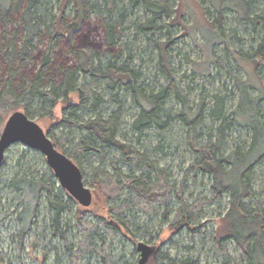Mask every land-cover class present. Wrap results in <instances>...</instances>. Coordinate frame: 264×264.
<instances>
[{
  "label": "trees",
  "instance_id": "obj_1",
  "mask_svg": "<svg viewBox=\"0 0 264 264\" xmlns=\"http://www.w3.org/2000/svg\"><path fill=\"white\" fill-rule=\"evenodd\" d=\"M14 1L0 0V19L7 25L2 33L6 38L4 41L0 39L7 69L6 80L0 82V130L2 114L18 106H22L31 117L36 111L32 105L37 101V111L44 118L52 115V110L48 111L46 106L53 109L62 102L66 117L61 123L51 125L47 133L57 148L82 168V172V165L90 162L92 156H99L102 162L108 157L117 158L131 167L127 172L116 164L113 165L114 172L96 170L92 183L106 195L112 222L81 205L77 207L74 221L67 219L65 213L75 199L70 194L65 199L66 192L56 187L51 168L52 176L48 179L27 173L13 177L8 187L21 192V210L15 208L20 227L13 236L18 246L24 249V239L31 235L33 247L42 249V264H49V261L50 264H118L113 240L119 231L130 230L126 212H143L152 216L163 210V220H171V228L183 227L195 234L203 230L201 219L205 205L227 198L223 225L214 238L215 248L228 254V245L234 242L236 256H229L226 261L264 264V194L255 188L257 167L264 162V116L261 108L264 93L259 91L252 95L248 80L237 79L239 101L232 117L233 121L250 130L251 141L246 147L228 150L225 133L232 126L228 124L226 96L216 93L213 105L203 102L196 110L189 106L175 78L170 58L174 40L169 35L165 40L155 39V34L168 24L166 19L173 24L181 14L177 16L178 10H172L171 4L165 0H80L83 24L79 33L87 32L85 24L95 11L102 25V39L92 41L77 33L76 42L67 50H61L69 27L64 13L71 0H58V13L47 0H18L16 4ZM22 3L21 30H10L12 10L15 7L19 11ZM210 3L217 11V18L210 24L220 27L217 31L212 29L214 32L203 28L206 42L210 45L217 43L216 35L226 13H234L253 25L251 31L257 35L256 44L251 47L246 60L253 64L260 79L264 73L262 0H210ZM136 10H142L144 18L134 22L137 34L134 35V44H130L124 41L123 35L128 29L129 18L136 14ZM173 13H176L174 17ZM205 14L209 17L212 12L206 9ZM43 38L47 43L42 49L37 42ZM144 39L154 42L155 71L164 79L156 87L144 84L145 75L135 64L136 42ZM30 62L35 66L28 73L25 68ZM73 93L78 94L79 104L71 99ZM128 99L138 109L131 129L138 134L139 140L145 131L152 128L163 131L176 122L182 123L188 143L196 151V158L188 166L186 174L196 172L212 179L210 197L186 200L183 192L185 180L178 189L177 184L169 180L171 175L168 171L151 157L148 150L118 137ZM172 101H178L181 108L175 109ZM106 104H112L108 113L101 110ZM207 119L213 124L221 122L216 128L217 139L197 145L202 139L200 129ZM70 127L80 130L76 140L70 139L72 133H66ZM160 149L163 150L162 147ZM83 174L85 177V172ZM44 200L49 217L43 229L39 230L34 219L39 203ZM197 223L200 226L195 227ZM191 227H195L194 230H190ZM73 231L79 233L75 242L71 239ZM161 258L167 264L197 263L190 256L185 260L169 255H161Z\"/></svg>",
  "mask_w": 264,
  "mask_h": 264
},
{
  "label": "rangeland",
  "instance_id": "obj_2",
  "mask_svg": "<svg viewBox=\"0 0 264 264\" xmlns=\"http://www.w3.org/2000/svg\"><path fill=\"white\" fill-rule=\"evenodd\" d=\"M17 1L15 0L14 3L16 4ZM47 1L51 2L50 6L54 9V12L58 13V0ZM165 1L171 4L172 10H178L177 16L181 14L173 24L168 22L170 19H166L165 22L168 24L163 31L155 34V39L161 38V40H165L169 35L174 40L170 58L172 59L175 78L179 83L182 94L187 97L189 106L195 110L203 102L208 106L213 105L214 94H224L227 98L225 105L227 107L228 124L232 126L225 133L226 140L224 141H226L227 148L231 150L237 146H248L251 141L250 130L233 121L232 112L239 101L237 79L248 80L251 84V91L249 92L252 95L255 96L259 91L264 93V73H261V78L258 79L253 64L246 60L247 54H250L251 47L256 44L254 42L257 35L251 31L254 28L253 25L247 23L234 13H226L224 19H222L223 21H221L219 34L217 33L216 35L218 37L216 38L217 43L210 45V43L206 42V38L203 35L205 33L203 28H206L205 31L210 29L217 31V28L220 27V25L213 27L210 24V21H214L217 18V11L211 7L210 0ZM262 3L260 7L264 9V0H262ZM23 7L24 4L22 3L19 11H16L15 7L13 8L14 11L12 10L11 15L13 20L8 25L10 30H21L20 19ZM206 9L212 12L211 16H206ZM82 12V1H69L64 13L68 21L67 26L69 27L62 41L61 50H67L71 44L76 42L75 37L77 33L81 36H87L92 41H100L102 39V25H100L98 13H95V11L90 14V20L85 24L87 32L79 33L82 27L81 24H83ZM175 15L176 13H173V17ZM139 18H144L142 10H136V14H133L129 18L128 25L126 26L128 29L125 30V35H123L125 42L134 44V35L137 33L133 25L136 20L139 21ZM6 26L5 22L0 19V39L3 41L6 37L2 33L6 31ZM213 30L212 32H214ZM21 39L22 36L20 35L19 43ZM150 42H147L145 39L137 41V47H135L136 49L133 54L135 55V64L141 67V71L145 75L144 78L146 80H142L145 82L144 84L156 87L164 82V79L158 76L155 71V44L154 42ZM46 43L47 40L44 38L37 42L38 46L42 49ZM4 58L5 53L0 50V82L2 83L7 78ZM34 66V62L28 63L25 72L29 73ZM101 90L105 92L104 87ZM71 96L75 104L80 103L78 94L73 93ZM128 100L122 120V128L118 133V137L121 140L132 142L133 145L143 150H148L151 153V157L168 171L171 175V179L169 180L176 183L178 189L185 180L183 192L186 200L195 201L197 197H210L211 191L209 189L211 188L212 179H209L207 176L203 177L202 174H197L196 172L189 175L186 174L188 166L196 158V151L188 143L187 132L182 123L176 122L163 131L152 128L145 131V134L139 140L138 134L133 133L131 129L132 120L137 115L138 109L131 103L130 99ZM37 104V101H35L32 105L33 110L36 111L33 112L34 114H31V118L37 121L45 132H48L51 125L61 123L64 117H66L65 112H63L62 102L58 103L53 109L46 106L48 111L52 110V115L44 118L40 117V113L37 111ZM180 105L178 101H172V106L175 109H180ZM110 108H112V104H106V107L103 105L101 110L108 113ZM261 108L263 111L262 116H264V99L261 103ZM17 110L24 111L22 106H18L15 110L2 114L4 118L2 119L0 131H2L8 117ZM220 123L216 122L213 124L207 119L204 127L200 129L202 139L197 142V145L205 144L208 140L214 141L217 139L216 128H218ZM66 133H72L70 134V139L76 140L79 136L78 134H80V130L76 127H70L67 128ZM99 158V156H92L90 162L82 165L83 172H85L84 184L93 193L91 206L85 208L98 212L99 215L104 216L112 222L113 219L106 203V195L97 190L92 183L96 178V170L114 172L113 169L115 168L113 165L116 164L123 172H127L131 167L123 162H119L117 158L108 157L105 162H102ZM45 160V156L40 151L29 148L20 142L11 145L6 151L5 161L0 169V254H2L0 256V264H42L44 260L41 247H33L34 241L31 235H27L24 239V249L18 246L17 239L13 238L20 227L15 208L18 207L21 210L19 206L21 192L18 193L15 189H10L8 185L13 177L24 173L36 175L38 178L45 176L48 179L51 177L50 166ZM257 174L258 180L255 188L264 194V162L260 163L257 167ZM54 182L57 188L66 192L64 196L66 199L70 193L59 185L56 177ZM22 195L24 194L22 193ZM227 201L228 199L224 198L221 201H213L205 205L201 219L203 230L201 233L195 234L187 228H171V220H163V210H159V212L152 216L146 215L143 212H126L127 227L130 230H128L129 232L125 230L119 231L118 236L113 240L114 256H116L118 264H138L140 255L137 250V244L139 241L155 245L158 248V252L156 253L157 258L152 257L146 264H167L166 261L162 260L161 255H169L177 260H185V258L190 256L197 262L196 264H235L233 260L226 261L229 256L233 258L236 256V245L234 242L229 243L228 254H224L214 246V238L221 225H223V214L228 208ZM79 205L77 200L72 203L70 210L65 213L67 219L74 221ZM46 209V202L44 200L39 203L34 219V222L40 228L39 230L43 229L49 217V211ZM197 226L200 225L197 223L195 227ZM195 227H191L190 230H194ZM133 232L136 233L135 236L132 235ZM71 239L74 242L77 241L79 233L73 231ZM50 263L51 261H49Z\"/></svg>",
  "mask_w": 264,
  "mask_h": 264
},
{
  "label": "water",
  "instance_id": "obj_3",
  "mask_svg": "<svg viewBox=\"0 0 264 264\" xmlns=\"http://www.w3.org/2000/svg\"><path fill=\"white\" fill-rule=\"evenodd\" d=\"M17 142L40 151L53 170L59 185L83 207L91 206L93 193L84 184L82 168L57 148L52 138L37 121L21 110L14 111L8 117L0 133V169L5 161L7 149ZM137 250L140 255L138 264H146L152 257L157 258L158 248L155 245L139 241Z\"/></svg>",
  "mask_w": 264,
  "mask_h": 264
}]
</instances>
